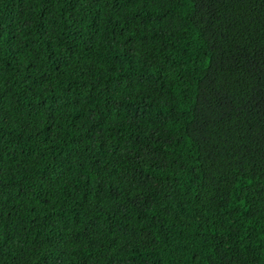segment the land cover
Segmentation results:
<instances>
[{
  "label": "trees",
  "instance_id": "16d2710c",
  "mask_svg": "<svg viewBox=\"0 0 264 264\" xmlns=\"http://www.w3.org/2000/svg\"><path fill=\"white\" fill-rule=\"evenodd\" d=\"M0 264H264V0H0Z\"/></svg>",
  "mask_w": 264,
  "mask_h": 264
}]
</instances>
